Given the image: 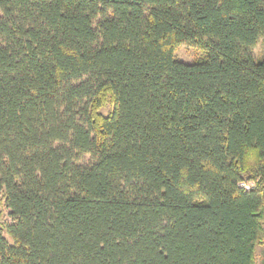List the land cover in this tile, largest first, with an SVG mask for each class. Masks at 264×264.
<instances>
[{
    "label": "trees",
    "instance_id": "obj_1",
    "mask_svg": "<svg viewBox=\"0 0 264 264\" xmlns=\"http://www.w3.org/2000/svg\"><path fill=\"white\" fill-rule=\"evenodd\" d=\"M262 37L264 0H0V264H255Z\"/></svg>",
    "mask_w": 264,
    "mask_h": 264
},
{
    "label": "rangeland",
    "instance_id": "obj_2",
    "mask_svg": "<svg viewBox=\"0 0 264 264\" xmlns=\"http://www.w3.org/2000/svg\"><path fill=\"white\" fill-rule=\"evenodd\" d=\"M199 50L188 45L180 44L174 50V55L177 59L190 62L196 55L199 54ZM252 54L255 57L264 58V37L260 38L256 45L252 48ZM87 159V157H85ZM251 185V183H248ZM0 210L2 211L3 220H9L7 216L8 210L3 205V200L0 198ZM9 239V237H8ZM255 264H264V240L258 244L255 250Z\"/></svg>",
    "mask_w": 264,
    "mask_h": 264
},
{
    "label": "built area",
    "instance_id": "obj_3",
    "mask_svg": "<svg viewBox=\"0 0 264 264\" xmlns=\"http://www.w3.org/2000/svg\"><path fill=\"white\" fill-rule=\"evenodd\" d=\"M240 186H242V187H244V188L248 189V187H249V184H248V183H241V184H240Z\"/></svg>",
    "mask_w": 264,
    "mask_h": 264
}]
</instances>
